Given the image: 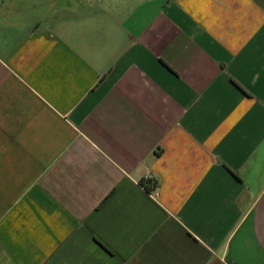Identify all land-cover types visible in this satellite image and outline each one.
Returning a JSON list of instances; mask_svg holds the SVG:
<instances>
[{
  "label": "crops",
  "instance_id": "0c3cea01",
  "mask_svg": "<svg viewBox=\"0 0 264 264\" xmlns=\"http://www.w3.org/2000/svg\"><path fill=\"white\" fill-rule=\"evenodd\" d=\"M0 264H264V0H0Z\"/></svg>",
  "mask_w": 264,
  "mask_h": 264
},
{
  "label": "built area",
  "instance_id": "2783aa9c",
  "mask_svg": "<svg viewBox=\"0 0 264 264\" xmlns=\"http://www.w3.org/2000/svg\"><path fill=\"white\" fill-rule=\"evenodd\" d=\"M151 185H153L154 181L150 178V176H147L145 178Z\"/></svg>",
  "mask_w": 264,
  "mask_h": 264
}]
</instances>
